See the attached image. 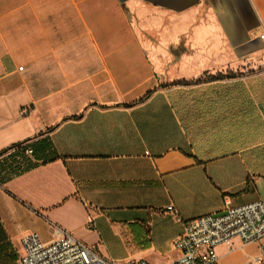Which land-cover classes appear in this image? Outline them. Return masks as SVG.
<instances>
[{
	"label": "crops",
	"instance_id": "1",
	"mask_svg": "<svg viewBox=\"0 0 264 264\" xmlns=\"http://www.w3.org/2000/svg\"><path fill=\"white\" fill-rule=\"evenodd\" d=\"M263 29L264 0H0V264L51 224L116 260L110 237L132 234L164 263L169 205L264 203ZM260 250L234 237L217 264Z\"/></svg>",
	"mask_w": 264,
	"mask_h": 264
},
{
	"label": "built area",
	"instance_id": "2",
	"mask_svg": "<svg viewBox=\"0 0 264 264\" xmlns=\"http://www.w3.org/2000/svg\"><path fill=\"white\" fill-rule=\"evenodd\" d=\"M264 45V29L258 31ZM24 152L32 154V148ZM216 214H203L182 220L177 209L167 207L182 222V232L173 239L176 258L153 263L143 258L113 260L72 233L51 224L52 238L43 241L36 232H27L20 239L21 253L18 264H217L215 247L239 237L243 243L256 242L260 255L256 261L264 262V203L254 200L241 205H230Z\"/></svg>",
	"mask_w": 264,
	"mask_h": 264
},
{
	"label": "rangeland",
	"instance_id": "3",
	"mask_svg": "<svg viewBox=\"0 0 264 264\" xmlns=\"http://www.w3.org/2000/svg\"><path fill=\"white\" fill-rule=\"evenodd\" d=\"M261 199L264 201V188L261 189ZM42 235L47 237L49 235L48 231L42 232ZM42 239V238H41ZM142 240H138L131 235L122 234L121 236L115 235L111 236L109 239V244L112 248L114 256L117 257V260H127L130 258H138L134 252L139 249L140 243ZM116 260V259H113ZM18 264V263H17Z\"/></svg>",
	"mask_w": 264,
	"mask_h": 264
},
{
	"label": "trees",
	"instance_id": "4",
	"mask_svg": "<svg viewBox=\"0 0 264 264\" xmlns=\"http://www.w3.org/2000/svg\"><path fill=\"white\" fill-rule=\"evenodd\" d=\"M219 77H221V76L220 75H213V76H209L207 78L214 79V78H219ZM176 83H189V81H183V80H181V81H175V82H173L171 84H176ZM162 86H164V85H162ZM153 91L154 90H149L146 93H144L142 96H140L138 99L133 100V101L128 102V103H121L120 105H123V106H133L135 104H138L140 102H143V101H145L152 94ZM52 128H54V127H50L47 130H51Z\"/></svg>",
	"mask_w": 264,
	"mask_h": 264
}]
</instances>
